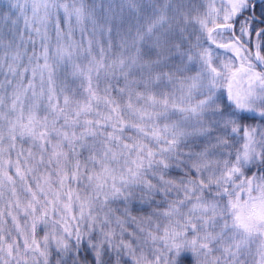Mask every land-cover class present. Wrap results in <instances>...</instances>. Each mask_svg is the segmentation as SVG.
I'll return each instance as SVG.
<instances>
[{
    "label": "snow or ice",
    "instance_id": "6c2138e0",
    "mask_svg": "<svg viewBox=\"0 0 264 264\" xmlns=\"http://www.w3.org/2000/svg\"><path fill=\"white\" fill-rule=\"evenodd\" d=\"M0 264H264V0H0Z\"/></svg>",
    "mask_w": 264,
    "mask_h": 264
},
{
    "label": "trees",
    "instance_id": "16d2710c",
    "mask_svg": "<svg viewBox=\"0 0 264 264\" xmlns=\"http://www.w3.org/2000/svg\"><path fill=\"white\" fill-rule=\"evenodd\" d=\"M173 174H177V173L174 172Z\"/></svg>",
    "mask_w": 264,
    "mask_h": 264
}]
</instances>
